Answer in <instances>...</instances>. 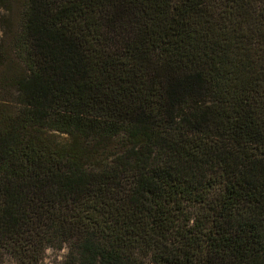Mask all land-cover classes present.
I'll return each mask as SVG.
<instances>
[{
    "label": "trees",
    "instance_id": "obj_1",
    "mask_svg": "<svg viewBox=\"0 0 264 264\" xmlns=\"http://www.w3.org/2000/svg\"><path fill=\"white\" fill-rule=\"evenodd\" d=\"M0 0V264H264V0Z\"/></svg>",
    "mask_w": 264,
    "mask_h": 264
},
{
    "label": "rangeland",
    "instance_id": "obj_2",
    "mask_svg": "<svg viewBox=\"0 0 264 264\" xmlns=\"http://www.w3.org/2000/svg\"><path fill=\"white\" fill-rule=\"evenodd\" d=\"M12 1L15 2V4L12 6L13 14H15L17 12L15 11V9H17L18 0H12ZM0 16L6 17L8 16V13L5 11H0ZM5 26L6 24L5 25L0 24V31H4ZM65 255H66V248L64 246H62L59 250L45 249L43 253V258L39 264H61L64 260ZM1 264H13V263L10 262V260L5 259V261H3Z\"/></svg>",
    "mask_w": 264,
    "mask_h": 264
}]
</instances>
